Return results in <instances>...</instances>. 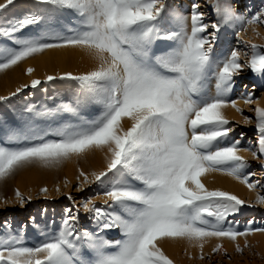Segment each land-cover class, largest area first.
Here are the masks:
<instances>
[{
  "label": "snow or ice",
  "instance_id": "6c2138e0",
  "mask_svg": "<svg viewBox=\"0 0 264 264\" xmlns=\"http://www.w3.org/2000/svg\"><path fill=\"white\" fill-rule=\"evenodd\" d=\"M34 3L74 14L78 27L70 36L24 37V30L41 22V15L9 19L5 14L16 0H3L0 72L46 50L80 49L94 62L91 70L48 75L46 82L59 79L78 85L74 102L61 104L57 112L76 116L82 104L92 103L99 106L100 113L92 120L69 122L51 131L30 128L25 134L13 132L8 141L0 143V181L26 168H58L100 152L104 168L90 174L81 169L77 179L83 177V182L78 190L84 184L103 185L106 207L87 199L75 210L66 209L59 232L32 247L16 238L0 240V264H174L160 242L185 241L199 249L202 260L204 245L212 238L235 242L253 231L264 232V228L241 232L224 227L231 223L228 217L246 202L230 192L209 189L201 180L219 172L250 190L258 186L251 182L255 174L245 172L248 162L239 154L240 140L226 142L233 129L224 109L231 106L241 111L227 97L234 77L245 67L264 76V44H251L250 57L244 63L236 49L218 63L213 61L212 51L223 25L264 24V10L246 19L217 2L214 8L219 22L208 24L200 5L193 4L189 30V18L180 13L173 14L171 27L162 24L165 0ZM158 42L159 54L153 50ZM26 72L31 75L34 69ZM212 79L214 92L210 90ZM41 83L33 79L30 87L36 89ZM28 87L21 85L10 95ZM8 99L0 96V101ZM251 102L249 93L245 103ZM245 123L253 120L245 117ZM255 128L259 137L251 154L259 158L264 156L262 107L255 108ZM15 195L21 204L25 202L19 189ZM257 203L264 204V196L258 194ZM80 207L91 214L100 232L119 229L123 239L110 241L98 232L79 231ZM85 246L94 253L93 259H81ZM221 248L218 243L212 251ZM236 251L242 252L238 243Z\"/></svg>",
  "mask_w": 264,
  "mask_h": 264
},
{
  "label": "rangeland",
  "instance_id": "374dc122",
  "mask_svg": "<svg viewBox=\"0 0 264 264\" xmlns=\"http://www.w3.org/2000/svg\"><path fill=\"white\" fill-rule=\"evenodd\" d=\"M2 2L3 0H0V3ZM217 2L221 7L230 6L237 15L244 16L246 19L264 10V0H165L166 9L163 13L162 24L165 27H171L173 14L180 13L189 18L190 30L193 4L200 5L199 10L204 13L205 23L211 24L219 22L220 18L217 16L214 8V4ZM30 13H37L41 15L42 19L38 25L29 26L24 30V37L70 36L78 27V22H76L78 20L74 14L56 11L44 5H37L34 3V0H16L15 6L10 7L5 15L11 19L22 18L24 15ZM66 21H72L75 27L73 25H70V28L67 27ZM0 23H3L2 19H0ZM208 31L211 32L213 30L209 28ZM257 32L259 36L256 35ZM253 43L264 44V24H246L244 28L238 23L223 25L217 33L213 46V61L218 63L232 49H236L242 53L241 63H244L250 57V45ZM160 47L161 45L158 42L154 45L153 50L159 54ZM73 49L81 51L77 48ZM53 50L56 49L46 50L42 54L27 58L18 65L4 72H0V96L9 97L6 101H0V128L3 127L2 129L4 131H8H5V135L8 136L1 135L5 139L7 138L6 141H8L9 135L12 132L10 133L8 126L5 127L3 125H8L9 122L7 123V120L12 116H14L11 118L12 120L19 117L25 120L27 119L28 121L26 120L23 125H31L32 128L38 126L39 129H48L50 131L56 129V126L60 125L59 127H61L69 123L70 120L68 119H72V123H74L73 121L75 119H78L77 122L75 121L76 123L80 121L78 117L80 116L78 115L79 113L76 116L78 118H76L70 113L57 112L56 110L58 109L57 105L74 102L79 91L78 85L74 82L59 79L46 82L48 75H59L58 72L55 69H51L50 72H45V64L35 65L36 60L43 58L49 51ZM244 53H248V56L243 55ZM28 68L34 69L31 75H28L26 72ZM74 71L75 74H79L89 70H81L78 68ZM33 79H40L42 81L41 85L36 89L30 87ZM24 84H28L29 87L23 89L15 96L10 95ZM214 85L215 80L212 79L210 82V90L212 92L215 90ZM249 93L252 94V102L246 104L245 99ZM227 99L229 102L236 101V105L241 111L238 112L231 106L224 109V115L230 121L229 127L233 129L229 134V140L226 142L230 143L234 140H240L239 147L241 151L239 154L248 162V167L245 169V172L255 174L251 177V182H258V186L256 189L250 190L247 185L233 177L215 172L219 175L226 176L230 180L231 185L234 186L237 184L239 191L235 195L246 202L236 214L228 217V221L231 223H225L223 226L226 228L231 226L241 232L248 228H264V204L257 203V195L264 196V156L253 158L251 154L257 148L259 137V133L255 128V108H264V76H258L249 68L245 67L239 75L234 77L233 89ZM48 103L53 108L50 109L49 107L52 112L47 108ZM55 103L58 104L55 105ZM43 104H45V107ZM82 105L86 106L87 104ZM30 108L31 111H29ZM54 111H56L55 114ZM43 112H51V114L45 115ZM62 115L64 117L66 116L65 119L64 117L62 118L63 121L59 117ZM87 115L89 116L90 112L86 111L84 118L88 117ZM245 117L251 118L253 123H245ZM93 118L94 116L92 115ZM11 119L8 121H11ZM46 119L48 122L45 121ZM57 119L60 120L56 123L55 121ZM39 120L42 125L39 124ZM4 121L6 122L5 124ZM41 121L44 122V125L47 124L43 126ZM49 121H51L50 124ZM19 133L21 132L19 131ZM241 133H243V137H241ZM3 137L0 136V143L6 142ZM101 160L104 161V154L97 152L94 155H90V158L86 160L79 162L72 160L58 168L46 169L30 167L38 171V174L34 173V177L37 178L35 182L38 185V189L34 193L21 192L25 198L23 204H21L15 195L17 189H15L14 185L19 182L17 177L13 179L9 192H4L3 185H1V182H5L6 179L0 181V240L16 238L25 246L32 247L59 232L66 209L73 208L75 210L76 207H79L87 199H92L97 207H106L104 205L105 187L103 185L99 183L84 184L78 190V185H81L83 182V177L79 180L77 179L79 171L82 169L85 173L90 174L92 171L102 170L105 163ZM43 188H46L47 191L42 192L41 189ZM69 196L72 197L71 200L68 198ZM29 197L31 199H28ZM78 216L79 219L76 222V227L79 231L87 230L89 232H98L110 241L123 239V235L119 229L100 232L99 226L92 219L91 214L84 212L82 207H80ZM166 242L167 240L160 242V244H163L160 246L165 254L173 260L174 264H264V232L253 231L246 237H238L235 242L228 239L217 240L212 238L204 245V259L202 260L199 258L200 251L198 248L191 250L192 247L188 244H165ZM218 243L222 245V248L219 252L214 253L212 249ZM237 243L241 247L242 252L236 251ZM80 256L81 259L91 260L94 258V253L85 246L81 248Z\"/></svg>",
  "mask_w": 264,
  "mask_h": 264
},
{
  "label": "bare ground",
  "instance_id": "6f19581e",
  "mask_svg": "<svg viewBox=\"0 0 264 264\" xmlns=\"http://www.w3.org/2000/svg\"><path fill=\"white\" fill-rule=\"evenodd\" d=\"M75 16V15H74ZM76 18V17H75ZM78 22V21H76ZM67 23V27H69L70 25L72 26L73 23L72 21H66ZM66 25V24H65ZM74 26V25H73ZM75 27V26H74ZM70 28V27H69ZM158 53V52H157ZM42 65V64H45V72H50L51 69H55V71L58 72V74H63L65 72H72L75 74V71L76 69H81V70H91L93 67H94V62L91 60V58L84 52L82 51H77V50H74L73 48L71 47H66V48H60V49H56V50H53V51H49L43 58H40L38 60L35 61V65ZM69 99V98H68ZM66 100V99H65ZM66 102V101H65ZM69 102V101H68ZM59 103V102H58ZM58 103H55V105H57ZM67 103V102H66ZM72 103V102H71ZM60 104V103H59ZM45 104H43L44 106ZM42 106V108H43ZM60 106V105H59ZM57 105V107H59ZM37 107V106H35ZM41 107V106H40ZM45 107V106H44ZM49 103L47 105V108L49 109ZM56 107V108H57ZM47 109V110H48ZM50 109H53L50 107ZM49 109V110H50ZM38 110V109H36ZM57 110V109H56ZM28 111V110H27ZM51 111V110H50ZM88 111L90 112V115L86 118H84V114L85 112ZM18 112V111H17ZM40 112V111H38ZM52 112V111H51ZM50 112V113H51ZM24 113V112H23ZM41 113V112H40ZM44 113V112H43ZM56 113V111H54V114ZM79 113V114H78ZM100 113V108L98 105H95V104H92V103H87L86 106L84 105H81V107L78 108L77 110V114L80 115L78 116L80 118V121L81 119L82 120H92V115L94 116V118L96 116H98ZM39 114V113H37ZM44 115V114H43ZM53 115V114H52ZM11 116H12V113H11ZM30 116V115H28ZM34 116V115H33ZM37 116V115H36ZM39 116V115H38ZM45 116V115H44ZM77 116V115H76ZM75 116V117H76ZM9 118V116H7ZM14 117V116H12ZM11 117V118H12ZM24 117V116H23ZM31 117V116H30ZM40 117V116H39ZM38 117V118H39ZM41 117L43 118V116L41 115ZM62 120V118L64 117L63 115L62 116H59ZM58 117V118H59ZM68 117V116H67ZM76 117V118H78ZM9 118V119H11ZM66 118V116L64 117V119ZM93 118V119H94ZM8 119V120H9ZM29 119V118H28ZM45 119V117H44ZM48 119V118H47ZM47 119L45 121H47ZM75 119V118H73ZM7 120V123L8 125H3V126H8L9 128V131L10 133L12 132H18L19 131L21 132V134H25L29 131L30 128H32V126L30 125H23V123L26 122V120L22 117H19V118H15V119H11V121H8ZM60 120V119H59ZM57 119V121H55L56 123L59 121ZM67 120V119H66ZM65 120V121H66ZM70 120V122L72 123V119H68ZM6 121V120H5ZM4 121V124L6 123ZM28 121V120H27ZM43 121V120H42ZM43 123V126L44 125V122ZM63 121V120H62ZM61 121V122H62ZM78 121V119H75L73 122L76 123ZM79 121V122H80ZM2 122V121H1ZM39 124H40V120L38 121ZM48 122V121H47ZM51 121H49V124H50ZM59 122V123H61ZM31 123H34V122H31ZM36 123V122H35ZM34 123V124H35ZM58 123V124H59ZM64 123V122H63ZM28 124V123H27ZM33 124V125H34ZM52 124V123H51ZM42 125V124H40ZM56 125V124H55ZM63 125V124H61ZM60 126V125H59ZM59 126H56L59 127ZM38 127V126H37ZM36 127V128H37ZM3 128V127H2ZM0 128V136L3 137L4 136H8V135H5L7 130L4 131V129ZM39 129V127H38ZM47 129V128H46ZM49 129H52V128H49ZM48 130V129H47ZM53 130V129H52ZM50 131V130H49ZM5 132V133H4ZM8 132V131H7ZM3 134V135H1ZM10 136V135H9ZM4 138V137H3ZM5 139V138H4ZM7 139V138H6ZM5 139V141H6ZM90 158V156L88 157ZM102 161V160H101ZM99 163V161H97ZM104 162V161H102ZM36 168V167H35ZM34 173L35 174H38V171L37 169H31V168H26L24 170H21L19 171L18 173H16L14 176L12 177H9L5 180V182H1V185H3V188H4V192H9V190H11V185H12V181L14 178L17 177V179L19 180V182H17L14 187L15 189H19L20 193L21 192H30V193H34L35 191H37L38 189V185L36 184V180L37 178L34 177ZM201 180L202 182L206 185V187H208L209 189H220V190H223V191H227V192H230L232 194L235 195L236 192L239 191V188H238V185L235 184L234 186L231 185L230 183V180L226 177V176H223V175H219L217 173H209L203 177H201ZM165 244H187V242L185 241H181V240H167V242ZM161 246L163 244H160ZM166 246V245H165ZM169 247V246H167ZM191 250H194L193 248H191Z\"/></svg>",
  "mask_w": 264,
  "mask_h": 264
}]
</instances>
